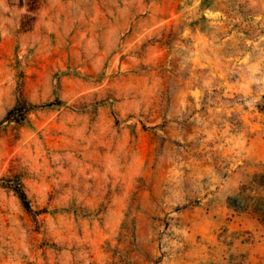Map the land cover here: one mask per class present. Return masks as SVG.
<instances>
[{"label":"rangeland","instance_id":"1","mask_svg":"<svg viewBox=\"0 0 264 264\" xmlns=\"http://www.w3.org/2000/svg\"><path fill=\"white\" fill-rule=\"evenodd\" d=\"M256 209L264 0H0V264H264Z\"/></svg>","mask_w":264,"mask_h":264},{"label":"trees","instance_id":"2","mask_svg":"<svg viewBox=\"0 0 264 264\" xmlns=\"http://www.w3.org/2000/svg\"><path fill=\"white\" fill-rule=\"evenodd\" d=\"M36 8H37L36 4H32V3L30 4L31 10H34ZM11 185H12L14 192L16 193V195L19 197V199L23 203L24 207L28 211H33V208L31 206L27 192L25 191L24 187L21 184H11ZM255 211L260 215V220L264 222V210L256 209Z\"/></svg>","mask_w":264,"mask_h":264}]
</instances>
